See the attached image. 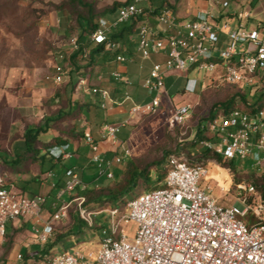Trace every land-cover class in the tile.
<instances>
[{
    "label": "built area",
    "instance_id": "2783aa9c",
    "mask_svg": "<svg viewBox=\"0 0 264 264\" xmlns=\"http://www.w3.org/2000/svg\"><path fill=\"white\" fill-rule=\"evenodd\" d=\"M153 17L156 25L150 24V14L155 12L153 0H133L122 5L114 19L101 21L91 35V41L104 45L107 51L115 52V62L120 65L132 61L124 53L120 41L111 39L112 32L132 20L139 19L136 29L135 53L142 60L159 55L161 61L153 62L148 76L141 86L151 100L136 103L127 91L131 86L129 77L118 70L110 77L125 88L122 100L112 98L107 88L91 86L79 79L78 89L93 96L102 110L113 109L130 103L128 117L116 124H106L100 131V140L116 145L115 155L105 158L98 142L91 133L84 134V142L92 152L91 162L100 168L101 175L113 179L111 169L131 155L130 150L116 139L122 127L139 114L156 112L162 107L167 95L166 77L172 73L203 72L210 76V86L231 85L242 87L247 93L264 92V20L253 16L255 0H207L214 11L201 10L188 17L180 16L164 0ZM142 3L148 6L142 7ZM236 19L233 26L231 20ZM78 48L76 39L72 49ZM61 58H63L61 56ZM68 71L56 66L48 78L56 84L65 82ZM247 87L250 90L247 91ZM245 108V107H244ZM244 108L222 110L203 126L204 138L200 144L226 161L250 162L256 176L264 175V105L247 111ZM191 107H173L171 125L183 124L190 116ZM121 151H118L120 150ZM63 159L75 154L60 147ZM214 166L216 163H213ZM208 166H192L183 157L171 156L167 162L164 186L151 192L137 195L127 204V212L120 215L117 208L88 211L85 198L73 197L77 190L85 191V184L76 168L66 170L64 187L54 201L36 195H21L14 188L3 187L0 168V244L10 235L9 227L22 219L32 220L34 242L44 245L51 237V225L68 216L69 208L76 204L82 219L90 226L93 219L106 214L108 228H103L104 237L95 253L81 255L79 252H64L54 255L46 264H264V200L252 182L236 185L240 201L223 207L212 197V189L200 186L208 179ZM228 172L227 169H225ZM73 197L71 200L66 198ZM51 205L50 220L43 213ZM252 213L258 220L248 226L242 217ZM136 225L133 240L120 233L121 226ZM44 225V226H41ZM22 259L21 252L17 261Z\"/></svg>",
    "mask_w": 264,
    "mask_h": 264
},
{
    "label": "rangeland",
    "instance_id": "374dc122",
    "mask_svg": "<svg viewBox=\"0 0 264 264\" xmlns=\"http://www.w3.org/2000/svg\"><path fill=\"white\" fill-rule=\"evenodd\" d=\"M94 1L98 3L100 9L109 8L116 2L122 4L126 2V0ZM62 2L63 0H0V154L4 152L10 154L12 148L22 146V134L27 125L38 126L42 124L45 117L52 116L60 109H67L66 104L68 102L77 101L84 104L90 100L86 92L78 89L77 83L79 79H83L87 83V88L91 87L90 80L99 76L96 73L98 70L90 78V71L85 67L70 72L65 63L59 62L62 60L61 55L66 57L72 50V40L75 38L68 34L65 28L68 25H74L76 20V17H70L66 12H59L48 5L54 3L59 6ZM141 6L146 8L148 4L142 3ZM169 6L177 13L180 11L184 14L186 9L193 11L204 7L210 9L214 5H209L206 0H176L169 3ZM44 12L47 15L45 17H43ZM109 16L113 17L115 13ZM231 23L235 26L236 19L233 18ZM127 42L126 39L125 42H121L123 48ZM85 64L82 63L80 66ZM58 65L68 71L65 82L61 84H56L48 78L55 72V67ZM99 71L100 73H108L111 70L109 68ZM209 82L210 76L203 72L172 73L167 76L165 81L167 95L162 100L161 109L133 117L129 124L122 127L117 134L116 139L125 144L131 155L121 164L112 167L113 179H108L106 174L101 175L100 168L96 165L85 171V183L96 184V186L100 184L89 195L92 201L86 204V210L98 211L103 208L107 203L94 202V199L99 195L107 194V189L103 184L118 183L121 179V172H125L131 167L142 169L146 166H152V176L146 185L140 187L139 195L155 190L157 185L156 167L162 168L165 161L157 164L156 167L153 164L165 160L167 156L173 153L180 152L181 146L186 145L195 136L201 120H205L203 126L208 125L206 118L209 116V110L212 106L223 102L233 94V88L228 85L210 90ZM249 90L250 87H247V91ZM141 92V96H133L136 103L143 104L151 100V96L146 91L141 90ZM182 105L191 107L189 118L183 124L171 125L170 116L173 107ZM262 105H264V95L260 100L244 109L252 111ZM130 107L131 104L127 103L126 109L129 110ZM218 111L220 113L222 109ZM218 111L215 112V115ZM80 124L81 122L78 126ZM72 125L73 121L64 123V126ZM54 133L56 131L53 129L42 138L48 139ZM209 163L212 165H210L208 179L217 180L220 186L225 189L229 188V190H222L213 180L209 183L201 180L200 186L212 189V197L218 205L230 207L236 204L240 200L237 197L232 176L226 172L224 166L218 165L213 160L205 159L200 162L205 166H208ZM213 163H216L217 166H214ZM74 164L76 162L73 159H65L62 164H58L52 171V181L57 180L62 175L64 166ZM235 166L238 169V172L235 173L237 178L250 179L255 175L250 162L235 160ZM29 170L30 174L26 176H12L8 171L1 172L6 180L12 181L37 176L43 182L38 195L46 197L51 204L50 186L45 182L49 177V172L42 173L38 166H32ZM77 193L78 190L75 194ZM133 199L134 196L128 195L122 202L112 203L109 208H117L120 215L125 214L128 202ZM76 210V204L73 203L67 218L52 224L55 236L69 232L73 225V216L76 215ZM50 214L48 209L43 213L46 221L50 220ZM95 219L96 225L102 226V228L92 230L88 224L83 225L81 235L78 238L71 237L58 244L53 250L54 255L66 251H77L81 255L95 253L104 237L102 229L108 228V216L104 214L95 217ZM242 220L249 227L258 223L252 213L242 217ZM119 231L125 233L129 240H133L136 225L121 226ZM30 244H36L31 229L23 224L17 229L12 228L8 239L0 244V264H24V259L17 261V255L23 246ZM28 264H32V262Z\"/></svg>",
    "mask_w": 264,
    "mask_h": 264
},
{
    "label": "trees",
    "instance_id": "16d2710c",
    "mask_svg": "<svg viewBox=\"0 0 264 264\" xmlns=\"http://www.w3.org/2000/svg\"><path fill=\"white\" fill-rule=\"evenodd\" d=\"M41 1V0H37ZM133 0H126L123 4L120 2L114 3L111 7L106 9H100L98 3L94 0H63V2L58 6L54 3H49L48 5L55 8L57 11L66 12L70 17H76L74 25H68L65 31L74 36L77 42L78 48L76 50H70L69 54L65 56L61 55L63 58L60 63H65L69 68L70 72L78 71L81 67H85L90 71V78L100 67L101 70L111 69V65H106L107 62L115 60L116 53L107 51L104 45H97L91 41V35L99 28L101 21L112 13H116L117 9L122 5L131 3ZM156 0H153L152 5H155ZM168 4L166 1H162L160 6H156L155 12L150 14L153 18L156 15L157 10ZM172 8V7H171ZM45 13V12H44ZM47 16L46 13L43 17ZM139 19L132 20L128 24L121 26L119 29L114 30L111 35V39L114 41L124 42L125 38L134 35L136 32V26ZM127 54L131 55V51H125ZM86 63L83 66L80 64ZM226 84L219 86H211V89H218ZM233 88L232 95L224 100L223 102L214 104L209 110V116L206 120L209 122L215 117V112L218 110H231L236 108H244L253 104L254 102L260 100L264 95L258 92L247 93L242 87L231 86ZM67 109H60L57 113L52 116L44 118L42 124L27 125L22 134V146H15L10 150V154L2 153L0 154V168L4 173L8 171L12 176H26L30 174V167L38 166L42 173L51 172L58 165L62 164L65 159L60 155V147L66 148L70 151L71 143L70 141H79L85 134L83 130H80L78 124L81 120H89L90 118H101L102 109L99 104L87 101L84 104H80L77 101L73 103L66 104ZM67 121H73L72 126H64ZM201 120L197 132L193 139L186 145H182L180 152L173 153L166 157L165 160L160 162H155L154 167L157 164H161L165 161V165L162 168H157L155 170L156 177V187L155 189H160L164 186V180L167 173V162L171 156L183 157L192 166H204L200 164L202 160L210 159L216 162L220 166H224L228 170L230 175L234 180V188L241 182H252L262 196L264 200V175L256 177L253 175L250 179H241L235 176L238 169L235 166V160L226 161L221 156L215 155L213 152L204 148L200 142L204 138L203 122ZM56 130L58 132L57 137L52 135L48 139H43L42 136L48 134L51 130ZM95 142L99 141V138L95 133H92ZM186 152V153H185ZM75 167V165L64 166V176L66 170ZM152 166H146L142 169L131 167L127 171L121 172V179L118 183H108L103 184L107 189L106 195H99L94 199V202H104L107 203L100 210H105L111 206L112 203L122 202L128 195L137 196L139 195L140 187L146 185L152 176ZM2 173V175H3ZM63 176V177H64ZM62 175L56 180L54 187L50 191L52 200L54 201L57 193L63 189L64 181ZM4 178V175H3ZM95 180V178H94ZM42 180L37 176H30L29 179H16V180H6L3 179V187L10 189L14 188L21 195L36 196L40 192ZM88 187L85 191H79L74 194L73 197L82 196L85 198L84 207L86 204L91 202L92 199L89 196L92 191L98 186L96 184L87 183ZM1 188V187H0ZM73 197L67 200L73 199ZM47 209L52 213L51 205L49 204ZM71 207L69 208L70 211ZM68 211V214H69ZM99 211V210H98ZM88 224L84 219H82L76 210V215L73 216V225L69 232L61 235L55 236L54 227L51 225V237L42 246L37 247L34 252L29 250H24L21 252L22 259H24V264L32 262V264H46L54 256V248L63 243L65 240L71 237L78 238L82 231L81 227ZM89 225V224H88ZM90 229L95 230L102 228V226L96 225V219H93V224ZM12 229V227H9ZM16 233V231H15ZM15 235V234H14ZM13 236V235H12ZM55 236L54 238H52ZM15 238V236H13ZM12 238V239H14ZM8 239V236L7 238Z\"/></svg>",
    "mask_w": 264,
    "mask_h": 264
},
{
    "label": "crops",
    "instance_id": "0c3cea01",
    "mask_svg": "<svg viewBox=\"0 0 264 264\" xmlns=\"http://www.w3.org/2000/svg\"><path fill=\"white\" fill-rule=\"evenodd\" d=\"M124 1V0H123ZM163 0H156L155 5L156 6H160V3ZM205 1V0H204ZM206 2L209 5H213L211 2L207 1ZM214 6H212L210 9L208 8H200L198 10H191V9H186L184 14H182L179 11V15L182 17H188V16H193L195 14H197L199 11L201 10H212L214 11ZM253 16L254 19L256 20H264V2L263 0H255L253 2ZM107 20H112L114 19V16H108L106 17ZM149 22L151 25L155 26L156 22L154 20V18H150ZM126 40H128L127 44L125 45L124 48V53L128 56L132 58V61L124 64V65H120L117 64L115 62V60H111L109 62L106 63V65H111V71L113 70H118L120 72H122L123 74L127 75L129 77V79L131 80V86L127 88V91L132 95V97H139L141 96V90L142 89V82L143 80L148 76L149 71L151 69L152 63L153 62H157V61H161L162 57L159 55H154L153 59L150 60H142L136 53H135V47H136V32L134 33V35L128 36L125 38ZM125 42V41H124ZM130 50L131 51V55L127 54L125 51ZM145 61H150V62H145ZM98 71H96V73L99 74V76H97L96 78H93L90 80L91 85L93 86H99V87H103V88H107L110 90L111 92V96L113 99L120 101L123 98L124 95V91L125 88L122 84L115 82L111 77H110V72L108 73H100V67L97 68ZM167 78V77H166ZM166 81V80H165ZM141 89V90H140ZM89 100L90 102H94L98 104V101L91 95H89ZM93 100V101H92ZM126 104H123L121 106H117L113 109H109V110H102V115L101 118H90L89 120H81V124L79 125L80 130H83L85 133L89 132V133H95L97 135V137L99 138V146L101 149V152H103V156L105 158H112L115 155V151H116V145L114 146L113 144H111L110 142H104L100 140V131L102 129V127L106 124H116L121 122L122 120L126 119L128 117V110L126 109ZM82 128V129H81ZM56 131V130H54ZM51 132V131H50ZM53 137H57L58 136V132L56 131V133L52 134ZM93 136V135H92ZM84 136L82 138L79 139V141H70L71 143V149L70 152H73L75 154L73 159L76 164L74 168H76L77 172L80 174L83 182H84V173L87 169H89L90 167H92L94 164L91 162V158H92V152L90 150V148L85 144L84 142ZM94 138V137H93ZM118 142L123 143L121 140H118ZM123 146L125 147V144L123 143ZM118 151H121L118 150ZM48 178L46 179V184L50 186V191L52 190V188L55 185L56 180H53V176H52V171L48 173ZM64 176V174L62 173V177ZM63 181H64V177H63ZM85 183V182H84ZM87 184V183H85ZM41 185H43V182H41ZM88 185V184H87ZM44 218V215H43ZM32 220L30 219H22L20 222L16 223L14 228H19L21 226V224H23L25 227L29 228L32 230ZM44 226V225H41ZM37 247L40 246H36V244H30L25 245L21 248L20 252L24 251V250H29L30 252H34Z\"/></svg>",
    "mask_w": 264,
    "mask_h": 264
},
{
    "label": "bare ground",
    "instance_id": "6f19581e",
    "mask_svg": "<svg viewBox=\"0 0 264 264\" xmlns=\"http://www.w3.org/2000/svg\"><path fill=\"white\" fill-rule=\"evenodd\" d=\"M208 175H209V173H208Z\"/></svg>",
    "mask_w": 264,
    "mask_h": 264
}]
</instances>
